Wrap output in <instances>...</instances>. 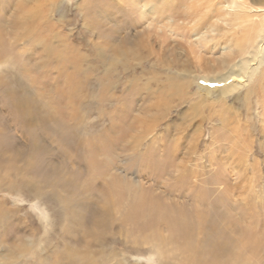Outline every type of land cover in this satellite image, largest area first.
Wrapping results in <instances>:
<instances>
[{"label": "rangeland", "instance_id": "obj_1", "mask_svg": "<svg viewBox=\"0 0 264 264\" xmlns=\"http://www.w3.org/2000/svg\"><path fill=\"white\" fill-rule=\"evenodd\" d=\"M230 2L0 0V264H264V74L208 93Z\"/></svg>", "mask_w": 264, "mask_h": 264}, {"label": "bare ground", "instance_id": "obj_2", "mask_svg": "<svg viewBox=\"0 0 264 264\" xmlns=\"http://www.w3.org/2000/svg\"><path fill=\"white\" fill-rule=\"evenodd\" d=\"M247 6L238 4V0H231L229 5L225 7L227 10L223 8V13L217 17L220 18L217 20L225 26L223 32L230 33L234 31L235 27H239L244 31H251L254 35V43L248 51H243L242 59L235 68L232 67L228 72L212 79V82L210 81L212 86L210 84L208 93L213 91L211 88L219 89L221 95L226 98L244 89H247L246 91L249 93L250 88H252L250 85L257 81L255 80L257 79L256 77L264 74V8L252 10V8ZM214 31H216V27L212 26L210 32ZM175 35L178 38L182 34L176 33ZM193 38L191 46L194 52L198 49L201 53L210 43H212L211 50L215 49L217 45H222L216 38L209 40L207 33H203L201 36L196 34ZM223 50L226 49L224 48ZM261 70L263 71L261 72ZM258 79L261 78L258 77Z\"/></svg>", "mask_w": 264, "mask_h": 264}]
</instances>
